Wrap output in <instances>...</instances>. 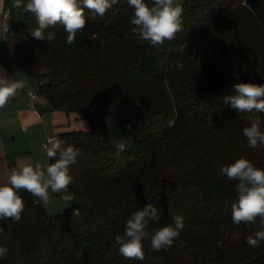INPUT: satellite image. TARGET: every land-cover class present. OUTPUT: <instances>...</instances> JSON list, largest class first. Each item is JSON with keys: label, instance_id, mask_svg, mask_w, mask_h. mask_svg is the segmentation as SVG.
<instances>
[{"label": "trees", "instance_id": "16d2710c", "mask_svg": "<svg viewBox=\"0 0 264 264\" xmlns=\"http://www.w3.org/2000/svg\"><path fill=\"white\" fill-rule=\"evenodd\" d=\"M182 7L183 31L161 46L132 31L127 0L103 18L85 9L86 26L68 45L59 24L47 30L55 41L33 39L35 15L5 2L3 68L37 74L52 109L80 113L90 128L56 134L81 152L70 166L72 206L49 215L20 190V221H0V245L8 249L0 264H264V242L246 243L261 230L259 218L232 222L237 182L219 171L241 156L264 168V145L251 148L243 135L250 114L223 102L236 83L264 85V0H186ZM129 137L131 149L117 157L115 141ZM148 203L161 215L150 231L177 214L185 228L168 250L155 252L146 239L143 261L125 259L114 237Z\"/></svg>", "mask_w": 264, "mask_h": 264}, {"label": "clouds", "instance_id": "9594fccd", "mask_svg": "<svg viewBox=\"0 0 264 264\" xmlns=\"http://www.w3.org/2000/svg\"><path fill=\"white\" fill-rule=\"evenodd\" d=\"M118 0H11V6L17 10L34 14L38 27L29 28L28 32L33 39L53 42L57 39L55 31H47L57 24L62 25L67 33V44L76 42L78 32L85 28L87 20L85 9L92 14L103 18L106 12L117 4ZM127 5L133 10L129 24L134 26L132 31L152 46H161L165 41H172L183 31V7L177 0H127ZM23 80L0 76V108L5 107L10 99L16 96L19 90L25 88ZM234 95L223 97L225 104L238 113H249V125L243 128V135L251 148L264 145V119L256 113H264V85L254 83H236L233 85ZM132 138H120L115 141L118 157L122 152L131 149ZM56 137L50 138L45 144L46 156L53 163L46 169L37 162L35 165L25 164L12 167L9 170L6 183L0 184V221L11 219L19 222L24 211V202L18 194L20 190L27 191L36 204H49V189L53 193H64L60 197L65 202L75 199L68 192L73 182L70 166L78 161L80 149L69 145ZM220 174L229 181H236V200L232 203V222L253 224L259 218L261 230L246 237L250 247H259L264 242V168L255 166L250 160L241 156L233 163L220 168ZM72 216H79V210L73 209ZM161 218L158 208L148 203L133 212L125 221L123 234L115 235V244L119 253L125 259L143 261L144 240L150 241L151 249L155 252L168 250L178 239L185 228V217L182 214L172 216L173 223L149 230L150 223H158ZM2 230V228H0ZM8 255L7 247L0 245V259Z\"/></svg>", "mask_w": 264, "mask_h": 264}, {"label": "crops", "instance_id": "0c3cea01", "mask_svg": "<svg viewBox=\"0 0 264 264\" xmlns=\"http://www.w3.org/2000/svg\"><path fill=\"white\" fill-rule=\"evenodd\" d=\"M6 1L8 0H0V40L3 37ZM0 76L23 80L26 85L5 107L0 108V184H3L6 183L12 167L29 163L35 165L39 162L46 169L49 160L43 162L38 151L42 150L49 136L64 132L61 128H64L65 117L59 110L53 113L54 110L44 93L32 100L25 92L26 89L36 88L42 80L37 74H14L0 68Z\"/></svg>", "mask_w": 264, "mask_h": 264}, {"label": "rangeland", "instance_id": "374dc122", "mask_svg": "<svg viewBox=\"0 0 264 264\" xmlns=\"http://www.w3.org/2000/svg\"><path fill=\"white\" fill-rule=\"evenodd\" d=\"M185 1L186 0H177V2L180 3L181 5ZM3 32L4 31H2V34ZM36 78L38 79V77ZM36 94L41 96L43 94V89H37ZM55 112L56 111L54 110L53 113ZM59 112H61L62 116L65 117L64 128H61V131L66 132L73 130H88L90 128L88 120L82 114L77 112H70V113H65L63 111H59ZM21 145L22 144H19L20 147H22ZM38 156L43 158V162L46 160L48 161V157L46 156L44 147L42 148V150L38 151ZM49 195L51 197L49 204L47 205L43 204L44 208L46 209L49 215L62 213L67 208L72 206V201L65 202L60 199V197L63 195L62 193H53L51 192V189H49Z\"/></svg>", "mask_w": 264, "mask_h": 264}, {"label": "built area", "instance_id": "2783aa9c", "mask_svg": "<svg viewBox=\"0 0 264 264\" xmlns=\"http://www.w3.org/2000/svg\"><path fill=\"white\" fill-rule=\"evenodd\" d=\"M3 16H4L3 31L6 32V31L8 30V21H9V18H10L9 10H5ZM0 68H3V65H2L1 61H0ZM43 84H44V82H43V81H40V82L38 83V85H37L36 88L26 89L25 92H26V93L30 96V98L33 100V99H35V98L37 97L36 90L39 89V88H41V87L43 86ZM31 108H33V105H31ZM53 137H56V138H57L56 135L49 136V137L47 138V142H46V144L48 143V140H49L50 138H53Z\"/></svg>", "mask_w": 264, "mask_h": 264}]
</instances>
